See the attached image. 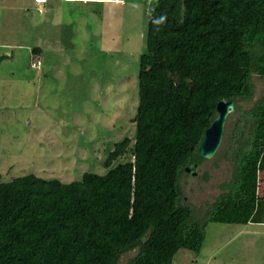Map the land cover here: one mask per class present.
Here are the masks:
<instances>
[{
  "label": "trees",
  "instance_id": "trees-1",
  "mask_svg": "<svg viewBox=\"0 0 264 264\" xmlns=\"http://www.w3.org/2000/svg\"><path fill=\"white\" fill-rule=\"evenodd\" d=\"M150 16L134 137L80 181L0 173V264H174L203 253L211 223L264 224V96L233 127V176L204 218L182 186L217 105L241 112L264 79V0H156Z\"/></svg>",
  "mask_w": 264,
  "mask_h": 264
},
{
  "label": "rangeland",
  "instance_id": "rangeland-1",
  "mask_svg": "<svg viewBox=\"0 0 264 264\" xmlns=\"http://www.w3.org/2000/svg\"><path fill=\"white\" fill-rule=\"evenodd\" d=\"M155 1L0 0L4 182L34 174L69 183L107 172L114 144L135 134L140 57ZM253 81L255 96L229 116L216 156L182 179L185 202L200 219L232 179L233 127L264 96V79ZM259 180L264 196V172ZM129 260L124 254L119 264ZM193 263L264 264V225L209 224L203 253L181 251L174 261Z\"/></svg>",
  "mask_w": 264,
  "mask_h": 264
},
{
  "label": "water",
  "instance_id": "water-1",
  "mask_svg": "<svg viewBox=\"0 0 264 264\" xmlns=\"http://www.w3.org/2000/svg\"><path fill=\"white\" fill-rule=\"evenodd\" d=\"M217 114L212 125L206 130L203 140L198 148L202 158L210 160L216 156L224 139L227 120L231 114L236 112V103L234 100L222 101L217 105ZM199 164L189 166L186 172L190 176L197 174Z\"/></svg>",
  "mask_w": 264,
  "mask_h": 264
},
{
  "label": "crops",
  "instance_id": "crops-1",
  "mask_svg": "<svg viewBox=\"0 0 264 264\" xmlns=\"http://www.w3.org/2000/svg\"><path fill=\"white\" fill-rule=\"evenodd\" d=\"M3 46H6V47H8V46H11V45H9V44H8V45H3ZM13 46H14V45H13ZM39 51H40V50H39V49H37V51H36L37 53H35V50H34V54H38V53H40ZM40 62H41V61H40ZM263 225H264V224H263ZM211 264H212V263H211Z\"/></svg>",
  "mask_w": 264,
  "mask_h": 264
},
{
  "label": "built area",
  "instance_id": "built-area-1",
  "mask_svg": "<svg viewBox=\"0 0 264 264\" xmlns=\"http://www.w3.org/2000/svg\"><path fill=\"white\" fill-rule=\"evenodd\" d=\"M37 63H38V65H40V64H41V62H40V61H38Z\"/></svg>",
  "mask_w": 264,
  "mask_h": 264
},
{
  "label": "clouds",
  "instance_id": "clouds-1",
  "mask_svg": "<svg viewBox=\"0 0 264 264\" xmlns=\"http://www.w3.org/2000/svg\"><path fill=\"white\" fill-rule=\"evenodd\" d=\"M37 65H38V63H37ZM34 66H35V64H34ZM38 66H40V65H38ZM260 175V174H259Z\"/></svg>",
  "mask_w": 264,
  "mask_h": 264
},
{
  "label": "flooded vegetation",
  "instance_id": "flooded-vegetation-1",
  "mask_svg": "<svg viewBox=\"0 0 264 264\" xmlns=\"http://www.w3.org/2000/svg\"><path fill=\"white\" fill-rule=\"evenodd\" d=\"M195 165V164H194ZM191 166H193V165H191ZM199 167H200V165H199Z\"/></svg>",
  "mask_w": 264,
  "mask_h": 264
}]
</instances>
